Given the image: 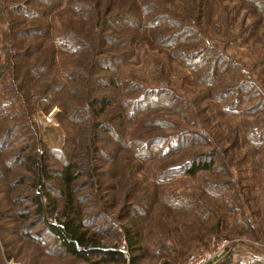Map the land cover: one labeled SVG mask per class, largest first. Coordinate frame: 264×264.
I'll return each instance as SVG.
<instances>
[{
    "label": "rangeland",
    "instance_id": "rangeland-1",
    "mask_svg": "<svg viewBox=\"0 0 264 264\" xmlns=\"http://www.w3.org/2000/svg\"><path fill=\"white\" fill-rule=\"evenodd\" d=\"M72 1H87L96 7L92 14L94 22L104 19L103 8L108 1L112 3L111 13L120 8L113 3L116 0H63L50 10L49 16L39 21L50 22L53 33L57 34L67 14H71ZM152 1L167 14L183 10L181 0ZM51 2L0 0V264H127L122 259L101 260L102 249L92 251L89 260L66 253L53 240L45 222L37 219L32 196L40 192L48 204L46 194L30 179V164L17 157L34 150L52 149L56 157V164L52 165L59 166L67 158L64 151H67L69 131L64 120H60L61 104L50 97L37 102L30 122L21 115L20 109L10 107V100H14L10 94V50L20 51L17 41L21 39L16 38L10 48V22L12 19L19 24L24 22L15 5L27 3L28 9L42 12L49 9ZM138 2L143 7V0ZM253 4L214 0L215 20L219 21L222 16L221 21L230 24V31L217 35L215 32L219 30L215 25H207V29L213 39L225 47V52L241 62L247 73L264 88V73H260L261 66H257L264 58V9ZM13 5L16 10L11 8ZM133 24L113 25L117 48L111 46V49L123 51L132 42L127 48L131 51L129 57L119 67V76L122 79L133 77L152 91L160 88L183 97L187 103L182 115L189 112L188 120L180 114L179 118L178 111H159H164L166 119L175 121L190 134L203 131L207 134L206 140L211 139L213 143L187 145L181 151L171 149V155L166 157L158 156L162 151L143 155L144 159L131 155L121 143L115 149L117 161L114 153L107 156L99 152L94 155V174L105 184L81 186L78 192L81 215L89 220L93 234L102 237L101 247L120 250L124 256L127 250L130 262L132 255L123 231L125 226L135 227L143 247L136 254V264H185L196 251L214 247L224 240L235 241L234 247L223 259L210 264H264V98L254 100L255 106L250 107L249 113L246 110L251 103L249 100L238 106L228 104L232 98L220 100V94L216 93L218 84L212 86L203 82L196 65H188L176 56L177 46L157 40L165 35L161 33L164 27L150 24L143 11L141 24L137 27ZM225 39L235 41L224 44ZM36 41L42 42L41 39ZM125 41L129 42L124 44ZM56 49L57 70L53 69L51 75L59 76L60 82L65 84L64 67L72 65L71 60H87L91 54L85 50L78 55H66ZM152 112L158 114V111ZM152 112H141L138 118L125 122L127 139L146 134L148 128L158 133L149 123L155 117ZM50 114L53 122L41 123V119ZM33 129L37 130L35 140L30 136ZM32 145L34 149H30ZM76 151L82 153L84 149ZM192 153H204L205 159L214 158L215 170L200 171L195 177L184 174L177 167ZM106 173L113 177L109 178ZM62 205L63 199H60L58 209L47 217L50 223L59 225L65 220L60 212Z\"/></svg>",
    "mask_w": 264,
    "mask_h": 264
},
{
    "label": "trees",
    "instance_id": "trees-1",
    "mask_svg": "<svg viewBox=\"0 0 264 264\" xmlns=\"http://www.w3.org/2000/svg\"><path fill=\"white\" fill-rule=\"evenodd\" d=\"M213 1L181 0L183 10L169 11L170 15L161 11L152 0H143V7L138 0H116L113 3L119 5L121 9L116 8L111 13L112 3L108 1L103 8L104 19L101 21L97 19V22L92 18L96 7L87 1H72L69 4L71 14L66 13L68 10L65 11L67 19L57 34L53 33L50 22L39 20L49 16L52 13L50 10L58 7L63 0H52L49 9L42 12L28 9L27 3L15 5L19 8L24 22L19 24L16 19L10 22V48L16 38H21L17 41L20 51L10 50V94L14 96L11 95L14 100H10V107L20 109L21 115L30 122V115L36 110L37 102L47 101L50 97L52 101L61 104L60 120H64L69 131L65 147L67 151H64L67 158L61 161V165H52L56 164L52 149L43 152L34 150L26 156L17 157L21 162L30 164L29 171L32 174L30 179L36 182L39 191L46 194L48 204L40 192L32 196L37 219L45 222L53 240L66 253L89 260L88 256L92 251L102 249L101 260L126 261L122 251L101 247L102 237L93 234L88 225L89 220L79 211L78 192L81 186L105 184L99 175L96 177L94 174V155L104 152L105 155L111 156L114 153L117 161L119 157L115 149L121 143L134 157L144 159L143 155L161 151L158 156L166 157L171 155L169 153L171 149L181 151L187 145L202 146L209 142L206 140L207 134L203 131L190 134L175 121L166 119L164 111H159L167 110L172 113L178 111L179 118L182 116L188 120L189 112L185 116L182 115L183 107L187 103L183 97L160 88L152 91L146 84L133 77L122 79L119 76V67L129 57L131 51L127 48L132 42L123 51L111 49V46L117 48L115 45L117 35L113 25L134 22L133 25L137 27L141 24L143 11L148 16L150 24L165 28L161 30L165 35H160L158 41L177 46L176 56L188 65H196L203 82L211 83L212 86L218 84L219 92L216 93L220 94L218 95L220 100L232 98V101L228 102L232 106L249 100L251 103L246 109L249 113L250 107L255 106L254 100L264 98V88L260 86L259 81L256 83V79L247 73L243 64L229 56L225 52V47L222 48L213 39V34H209L207 25H215L219 30L215 32L217 35L225 34L224 30L230 31V24H224L221 21L222 16L219 21L215 20ZM245 2L255 3L253 4L255 7L264 9V0H241V5ZM97 4L99 6L102 3ZM15 7L11 6L16 10ZM107 23L111 26H107ZM107 30L110 33H107ZM37 39H41L42 42L36 41ZM234 41L235 39L231 41L225 39L224 44ZM127 42L129 41H125L124 44ZM56 48L66 55H78L85 50L91 54L86 57L87 60H71L69 63L72 65L64 67L63 77L67 80L65 84L60 82L59 76L51 75L57 66ZM257 66H261L260 73H264V58ZM140 111L148 113L158 111L160 115L152 112L155 117L149 122L158 133L148 128L146 134H139L132 140L127 139L124 131L125 122L138 118ZM199 112L202 114L200 109ZM168 121H171V124ZM79 124L81 127H77ZM30 136L35 140L37 130H31ZM212 143L210 139L209 145ZM30 149H34L33 145ZM76 149L84 151L81 153ZM206 157L204 153H192L187 159L185 157L177 168L192 177L200 171L215 170V159L211 157L205 159ZM85 170L87 177L84 181ZM106 175L109 178L113 177L108 173ZM60 199H63L60 212L65 216V220L59 225L52 224L47 217L58 209ZM123 233L132 255L131 262L136 264V254L143 249L140 245L139 232L130 225L125 226Z\"/></svg>",
    "mask_w": 264,
    "mask_h": 264
},
{
    "label": "built area",
    "instance_id": "built-area-1",
    "mask_svg": "<svg viewBox=\"0 0 264 264\" xmlns=\"http://www.w3.org/2000/svg\"><path fill=\"white\" fill-rule=\"evenodd\" d=\"M53 122V116L52 114L50 115H45L43 119H41V123L43 124H49ZM235 241H230V240H224L214 247H209L205 249H201L193 253L188 261L185 264H210L213 262L220 261L223 259L234 247ZM125 248H123L124 250ZM125 252V257H126V263L131 264L130 262V256L127 253V250H124ZM82 264H90V263H82Z\"/></svg>",
    "mask_w": 264,
    "mask_h": 264
}]
</instances>
